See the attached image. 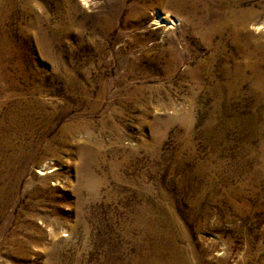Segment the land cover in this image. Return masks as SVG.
<instances>
[{"label": "rangeland", "instance_id": "374dc122", "mask_svg": "<svg viewBox=\"0 0 264 264\" xmlns=\"http://www.w3.org/2000/svg\"><path fill=\"white\" fill-rule=\"evenodd\" d=\"M0 44V264H264V0H0Z\"/></svg>", "mask_w": 264, "mask_h": 264}, {"label": "bare ground", "instance_id": "6f19581e", "mask_svg": "<svg viewBox=\"0 0 264 264\" xmlns=\"http://www.w3.org/2000/svg\"><path fill=\"white\" fill-rule=\"evenodd\" d=\"M179 3V2H178ZM209 5V3H208ZM210 6V5H209ZM221 8V7H220ZM216 9V8H215ZM250 10V9H249ZM215 11V10H213ZM242 12V11H240ZM244 12V11H243ZM246 12V11H245ZM220 14V13H219ZM222 14V13H221ZM227 14V13H226ZM225 14V15H226ZM244 15V14H243ZM248 15V14H247ZM240 14H238V11L237 10H231L225 17L221 18V21L219 23V25H217L218 27L219 26H222V25H225V24H230L232 26V28L234 30H236L240 24V26H243L245 28V26L247 25V21H240ZM242 16V15H241ZM245 16V15H244ZM239 18V19H238ZM220 19V18H219ZM246 19V18H245ZM168 21L166 22V25H167ZM239 26V27H240ZM217 27V28H218ZM242 28V27H241ZM212 29V28H210ZM240 29V28H239ZM213 30V29H212ZM217 31V30H216ZM211 32V31H210ZM233 32V31H232ZM1 46V44H0ZM1 57V55H0ZM0 64H1V60H0ZM1 67V65H0ZM0 77H2V74H0ZM10 84H0V121H1V125H0V147H2L3 149H6L8 147L11 146V141H12V138L15 137L14 134H17L16 131L13 130V128H10L8 126H10V122L11 123H14V122H17L18 123H21L23 122L20 121V119H22L23 117V114L24 113H16L14 110H7L5 111V104H6V101L9 97V93H7L6 91L8 90ZM15 97V96H14ZM13 97V98H14ZM13 101V100H12ZM14 103V102H13ZM10 104V103H9ZM17 106V105H16ZM9 109V108H7ZM24 110V109H23ZM9 123V124H6V123ZM29 124V123H28ZM12 125V124H11ZM18 126V125H17ZM12 135V136H11ZM14 140V139H13ZM1 148V149H2ZM1 151V150H0ZM25 157V156H24ZM26 158V157H25ZM10 163V162H9ZM8 164V162H7ZM9 165V164H8ZM11 167V166H10ZM39 174H44V171H38Z\"/></svg>", "mask_w": 264, "mask_h": 264}]
</instances>
